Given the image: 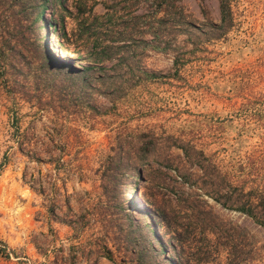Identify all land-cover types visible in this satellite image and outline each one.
<instances>
[{
	"label": "rangeland",
	"instance_id": "rangeland-1",
	"mask_svg": "<svg viewBox=\"0 0 264 264\" xmlns=\"http://www.w3.org/2000/svg\"><path fill=\"white\" fill-rule=\"evenodd\" d=\"M41 1L0 0V264H264V228L206 190L264 153V0L224 33L220 0H171L159 38L155 0Z\"/></svg>",
	"mask_w": 264,
	"mask_h": 264
},
{
	"label": "trees",
	"instance_id": "trees-1",
	"mask_svg": "<svg viewBox=\"0 0 264 264\" xmlns=\"http://www.w3.org/2000/svg\"><path fill=\"white\" fill-rule=\"evenodd\" d=\"M141 0H129V6L128 8L131 9L133 8V11H135V7H139ZM230 0H220V11H221V23L219 25L213 24V27L216 28V30H221L222 33L225 32L227 26H228V20H227V12L230 11L229 9V2ZM171 3V0H155L154 3H152L150 7V13L146 16L147 19V29L142 31V33H149L152 36H155L156 38H159L161 34L165 36L166 34L168 35L171 31L170 25L173 23L170 22L168 19L171 16V10L168 7V4ZM45 7V0H42L41 3L36 5V8ZM161 12V16L159 15ZM39 13V11H38ZM138 18V17H136ZM139 19V18H138ZM163 24L164 27L162 30L159 29V25ZM121 34V33H118ZM166 35V36H167ZM61 36V35H60ZM118 37H115V40ZM60 44V43H59ZM60 49H62L61 46H59ZM106 48V47H105ZM107 48H112V46H107ZM118 47L115 46V49ZM66 50V48H65ZM95 59V55L92 57ZM98 60H102V57H99ZM97 60V62H98ZM60 64L59 67H57L56 71H63L67 72L69 75H84L87 71L93 72L94 74H97L101 71H104V67H99L97 65H89V66H84V65H79L77 67L66 64L63 60L61 59H56V58H51V55L48 54V51L44 54V62L46 64H51L56 62ZM106 72V71H105ZM104 76V75H103ZM102 74L99 73L97 76L99 79L103 78ZM38 161V159H36ZM49 161H53L52 159H49ZM54 161L59 162L58 159H54ZM61 162V161H60ZM125 163V162H124ZM122 159L121 157L117 156H109L107 157H100V166L102 167V181L105 182L107 185L111 184L110 180L113 182V179L116 180L114 182V189L115 187L119 188L118 186V171H120L122 167ZM248 168H245V166L240 165L241 172L240 175H238V185L240 186H234L233 190L231 189L230 193V198L228 200H221L219 197H216L214 195V192L212 189H214L215 184L211 183V187L206 189L209 194L213 195L215 200L221 202L223 205L230 207V208H235L241 211L242 213L246 214L249 216L251 219H253L257 224L262 226L264 228V153L261 155V159L259 161V164L256 165V161L251 158L250 164L248 165ZM260 166V168H259ZM247 169V170H246ZM262 174L260 175V173ZM202 186V185H201ZM245 187H248V190L245 191ZM215 190V189H214ZM238 190V192L234 191ZM157 213L160 215L161 220L162 215L160 211H157ZM150 229V226H148ZM10 253L8 251V247L5 243L0 241V257L3 258H9Z\"/></svg>",
	"mask_w": 264,
	"mask_h": 264
}]
</instances>
